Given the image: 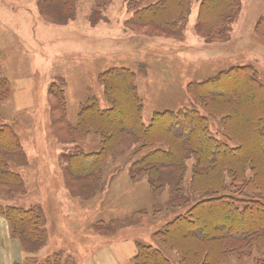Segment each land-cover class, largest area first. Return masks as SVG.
Here are the masks:
<instances>
[{"label": "rangeland", "instance_id": "obj_1", "mask_svg": "<svg viewBox=\"0 0 264 264\" xmlns=\"http://www.w3.org/2000/svg\"><path fill=\"white\" fill-rule=\"evenodd\" d=\"M128 1L75 0L71 19L56 25L45 15L59 17L60 9L40 5L42 0H0V78L10 90L0 103V126L8 125L23 151L11 155L9 164L21 184L10 189L0 182V206L39 207L47 237L38 252H30L33 247L13 238L0 216L6 227L5 234L0 230V264H11L8 260L13 259L12 264H42L58 252L64 259L70 257L69 264H90L88 260L104 244L106 259L114 253L121 264H134L135 244H152L172 264L179 261L176 253L152 239L178 213L169 208L178 196L167 188L153 192L145 177L131 181L128 161L139 158L132 157L136 146L132 138L123 140L119 151L124 155L107 163L102 187L92 194L94 190L83 189L86 181L67 171L68 158L77 147L97 152L99 139L89 135L79 144L69 130L87 99L94 97L101 108L106 107L97 79L112 68L134 73L142 68L135 87L145 125L154 113L192 107L186 90L191 82L235 66L249 65L264 75V41L254 33L264 0L241 1L225 42H207L195 32L198 0L176 40L127 25L132 15ZM53 89L61 91L62 101ZM210 127L217 132L216 123ZM191 166L192 161L184 187ZM252 261L229 258L223 264Z\"/></svg>", "mask_w": 264, "mask_h": 264}, {"label": "trees", "instance_id": "obj_2", "mask_svg": "<svg viewBox=\"0 0 264 264\" xmlns=\"http://www.w3.org/2000/svg\"><path fill=\"white\" fill-rule=\"evenodd\" d=\"M42 1L40 5L48 9H60L59 17L45 15L51 23L62 25L71 19L75 0ZM194 1L129 0L132 15L126 24L153 36L180 39ZM241 1L198 0L195 32L207 42L227 41ZM254 33L264 41V13ZM139 75L142 68L137 73L112 68L98 76L106 107L101 108L94 97L87 99L69 132L79 144L89 135L98 137L99 150L85 153L77 147L68 158L67 171L86 181L83 189L95 194L102 187L107 163L124 155L120 145L132 138L131 144H136L132 157L139 158L128 161L131 181L145 177L153 192L167 188L178 196L169 202L170 210L178 213L152 235L154 242L177 254L176 264H223L229 258L264 264V75L249 65L235 66L202 82H191L186 90L192 107L154 113L147 125L135 87ZM51 92L63 100L61 91ZM9 93L0 78V103ZM213 122L217 132L211 130ZM13 154H23L18 137L2 125L0 182L10 189L22 181L9 167ZM191 161L190 181L184 187ZM0 216L13 238L33 247L30 252H38L46 243L39 207L0 206ZM69 259L58 252L42 264H69ZM133 262L172 264L152 244H135Z\"/></svg>", "mask_w": 264, "mask_h": 264}, {"label": "crops", "instance_id": "obj_3", "mask_svg": "<svg viewBox=\"0 0 264 264\" xmlns=\"http://www.w3.org/2000/svg\"><path fill=\"white\" fill-rule=\"evenodd\" d=\"M4 228H6L5 225H4V221L2 220V218H0V230H2L1 232H3V234H5V232L3 231ZM8 245L10 246V243H8ZM102 246H103V248H102L101 252H99L98 254L96 253V255L94 253L93 256H95V258H90L88 260L90 262V264H121V263H119L117 257H115L114 253L109 254V258L106 259V255H107L106 250H107V247H105V244L102 245ZM11 248L13 249V248H15V246L13 245V247H11ZM98 248L99 247H96L95 249L98 250ZM100 254H101V257L99 258L98 255H100ZM13 260H11V261L8 260V262H11V264H12V262L14 263Z\"/></svg>", "mask_w": 264, "mask_h": 264}]
</instances>
